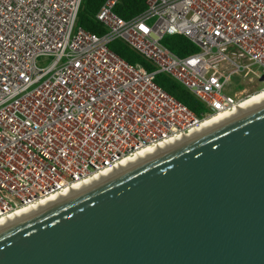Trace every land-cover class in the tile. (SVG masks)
Here are the masks:
<instances>
[{"label": "built area", "instance_id": "obj_1", "mask_svg": "<svg viewBox=\"0 0 264 264\" xmlns=\"http://www.w3.org/2000/svg\"><path fill=\"white\" fill-rule=\"evenodd\" d=\"M82 2L0 0V220L264 92V0H146L129 20L115 13L120 0H102L101 36L77 24ZM173 35L197 51L172 53L162 41ZM116 40L155 71L120 58ZM157 74L204 111L165 92Z\"/></svg>", "mask_w": 264, "mask_h": 264}, {"label": "water", "instance_id": "obj_2", "mask_svg": "<svg viewBox=\"0 0 264 264\" xmlns=\"http://www.w3.org/2000/svg\"><path fill=\"white\" fill-rule=\"evenodd\" d=\"M0 264H264V105L1 227Z\"/></svg>", "mask_w": 264, "mask_h": 264}, {"label": "trees", "instance_id": "obj_3", "mask_svg": "<svg viewBox=\"0 0 264 264\" xmlns=\"http://www.w3.org/2000/svg\"><path fill=\"white\" fill-rule=\"evenodd\" d=\"M102 0H83L77 19V24L88 32L101 36L105 28L98 23L94 16L99 10ZM146 9V0H120L115 13L125 20L138 16ZM162 44L172 53L185 56L197 51L196 47L186 38L179 35L165 37ZM114 53L131 65L144 67L148 72L155 71V65L133 50L126 42L116 40L109 45ZM155 83L177 101L187 106L196 115L204 111L201 104L187 89L165 74H157Z\"/></svg>", "mask_w": 264, "mask_h": 264}, {"label": "bare ground", "instance_id": "obj_4", "mask_svg": "<svg viewBox=\"0 0 264 264\" xmlns=\"http://www.w3.org/2000/svg\"><path fill=\"white\" fill-rule=\"evenodd\" d=\"M264 105V92L255 94L251 96L249 99H247L245 102H243L241 105H239L235 112L231 114H220L218 116H215L213 118H210L209 120H205L198 128L193 129L189 134L181 135L173 140L161 143L155 147L146 148L144 150L139 151L134 157L125 159L121 161L116 168L98 174L97 176L82 182L80 184L73 185L72 187L64 190L61 193L55 194L47 199H44L40 201L39 203L29 206L27 208L17 210L16 212L12 213L11 215L6 216L2 220H0V228L3 226L9 225L11 222H15L18 219H22L25 216H28L32 214L35 211L42 210L43 208H46L50 204L59 202L63 200L66 197L71 196L74 193H78L81 190H83L85 187L92 186L96 184L97 182H100L103 180V178H109L110 176L122 172V170L127 169L131 167L132 165L139 164L159 153H162L166 151L169 148H172L174 146H177L178 144H181L182 142L193 138L194 136L204 133L210 129L215 128L216 126L227 122L229 120H232L238 116H241L251 110H254L260 106Z\"/></svg>", "mask_w": 264, "mask_h": 264}, {"label": "rangeland", "instance_id": "obj_5", "mask_svg": "<svg viewBox=\"0 0 264 264\" xmlns=\"http://www.w3.org/2000/svg\"><path fill=\"white\" fill-rule=\"evenodd\" d=\"M243 88H244L243 85H241L239 87H235L234 90L229 93V95L234 97L235 96V93H238L239 91H243Z\"/></svg>", "mask_w": 264, "mask_h": 264}]
</instances>
